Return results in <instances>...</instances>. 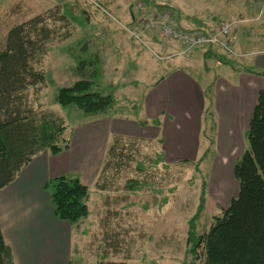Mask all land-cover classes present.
Segmentation results:
<instances>
[{
  "label": "rangeland",
  "instance_id": "rangeland-1",
  "mask_svg": "<svg viewBox=\"0 0 264 264\" xmlns=\"http://www.w3.org/2000/svg\"><path fill=\"white\" fill-rule=\"evenodd\" d=\"M108 1L112 9L105 4L106 0H0L1 46L12 28L37 16H49L57 6L61 11L63 8L62 14L69 21L64 27L49 20L51 29H59L60 35L67 31L71 36L48 45L47 54L35 64V69L45 74L46 82L26 92L28 103L38 116L53 115L64 121L66 132L59 143L61 147L66 142L72 143L87 122L135 118L146 91L172 68L168 57L175 52L193 59L183 66L203 88L216 83L210 86L209 92L215 104L212 117L202 127L199 155L195 160L164 158L163 146L157 140L113 137L99 175V185L105 189L101 191L96 184L91 185L86 202L88 217L73 230L72 264H206L203 247L198 250V260L190 254L191 223L197 236H203L237 196L233 167L248 148L247 127L232 128L226 110H220L217 103L222 95L226 99L230 83L236 86L230 74L232 69L253 65L234 49V54L217 48L211 54L207 53L208 48L188 50L179 43L167 41L159 26L145 31L141 22L134 23L133 15L136 19L139 17L133 9L141 2L151 11L170 17L174 27L185 31L209 28L207 31L214 32L223 23H235L236 34L241 24L230 20L226 13L227 7L237 0H177L178 8H175L176 0ZM239 2L232 7L234 10L240 8ZM253 2L255 7L264 10V0ZM240 28L252 32L256 29L255 26ZM132 31L138 33L139 40L133 37ZM155 43L164 51H157ZM85 44L89 47L87 55L80 52ZM95 54L101 59L98 85L104 94L113 93L117 102L109 115L93 118L86 117L75 106L56 104V97L60 88L70 87L81 79L76 70L77 57ZM87 71L90 76L95 68ZM151 124L155 125L153 120ZM116 139L120 141L117 153L122 160L118 157L112 161L109 151ZM222 174L225 180L232 176V194L225 201L218 195ZM205 183V205L197 217Z\"/></svg>",
  "mask_w": 264,
  "mask_h": 264
},
{
  "label": "trees",
  "instance_id": "trees-1",
  "mask_svg": "<svg viewBox=\"0 0 264 264\" xmlns=\"http://www.w3.org/2000/svg\"><path fill=\"white\" fill-rule=\"evenodd\" d=\"M62 11L57 6L49 16H37L15 26L0 45V191L15 182L36 156L45 151L58 156L69 149V142L63 147L59 145L66 132L64 121L53 115L38 116L26 95L29 88L46 82L45 74L36 70L35 64H39L47 54L48 45L56 39L65 41L71 36L67 31L60 35L59 29L48 26L49 20L68 26L69 21ZM207 30L209 28L187 31L212 33ZM212 49L208 48L207 53L211 54ZM80 52L87 55L88 44L83 45ZM76 62L81 79L70 87L60 88L56 104L75 106L86 117L109 115L117 101L113 93L104 94L98 85L101 59L95 54L88 58L77 57ZM92 68H95V73L90 77L87 70ZM254 74L264 77V72ZM210 88L205 93L206 124L214 107ZM155 125L160 126L158 120ZM246 138L248 148L233 167V178L238 183L237 196L230 200L228 207L214 219L209 232L203 236H197L191 223L188 245L195 260L199 259L198 250L203 247L206 264H264V88L259 92ZM119 143L116 139L109 151L112 161H117L119 157ZM99 180L96 187L104 191L105 187L99 185ZM206 187V183L203 184L197 217L205 205ZM45 190L58 221L75 226L88 217L86 202L90 192L79 177L59 176L48 181ZM0 264H13L12 252L4 241L1 228Z\"/></svg>",
  "mask_w": 264,
  "mask_h": 264
},
{
  "label": "crops",
  "instance_id": "crops-1",
  "mask_svg": "<svg viewBox=\"0 0 264 264\" xmlns=\"http://www.w3.org/2000/svg\"><path fill=\"white\" fill-rule=\"evenodd\" d=\"M175 2V8H178V1ZM236 3L227 7L229 19L247 29L250 26L256 29L245 31L240 26L234 34L236 54H241L253 67L232 69L230 74L236 86L230 83L226 99L222 95L217 103L220 110H226L235 130L249 128L259 92L264 88V77L254 74L264 72V10L255 7L252 0H241L240 8L234 10L232 7ZM105 4L112 9L108 0ZM155 44L157 51H164ZM170 56L168 63L172 68H168L162 80L146 91L135 118L114 117L85 123L80 134L69 143L68 150L58 156L49 151L36 156L15 182L0 191V228L11 249L13 264L72 263L71 241L76 225L56 219L45 187L48 181L66 175L79 177L91 189L99 179L103 157L113 137L157 140L163 146L164 158L196 159L204 126L206 89L216 83L203 88L183 66L193 59L178 56L176 52ZM152 120L153 123L158 120L160 126L152 125Z\"/></svg>",
  "mask_w": 264,
  "mask_h": 264
},
{
  "label": "built area",
  "instance_id": "built-area-1",
  "mask_svg": "<svg viewBox=\"0 0 264 264\" xmlns=\"http://www.w3.org/2000/svg\"><path fill=\"white\" fill-rule=\"evenodd\" d=\"M139 19L134 23L141 22L143 30L152 31L159 26L163 32L164 38L169 42H175L183 45L188 50L198 48H217L226 53L234 54L233 34L235 23H223L217 31L210 34H196L189 31L181 30L174 27L170 21V17L164 14H157L151 11L145 4L138 3L133 9ZM133 37L140 39L137 32H131Z\"/></svg>",
  "mask_w": 264,
  "mask_h": 264
},
{
  "label": "bare ground",
  "instance_id": "bare-ground-1",
  "mask_svg": "<svg viewBox=\"0 0 264 264\" xmlns=\"http://www.w3.org/2000/svg\"><path fill=\"white\" fill-rule=\"evenodd\" d=\"M224 174L221 175L219 179V188H218V195L220 199L223 201L228 200V198L231 196L232 191L230 189L231 182H232V176L228 177L227 180H225Z\"/></svg>",
  "mask_w": 264,
  "mask_h": 264
},
{
  "label": "water",
  "instance_id": "water-1",
  "mask_svg": "<svg viewBox=\"0 0 264 264\" xmlns=\"http://www.w3.org/2000/svg\"><path fill=\"white\" fill-rule=\"evenodd\" d=\"M133 19H134V15H133Z\"/></svg>",
  "mask_w": 264,
  "mask_h": 264
}]
</instances>
